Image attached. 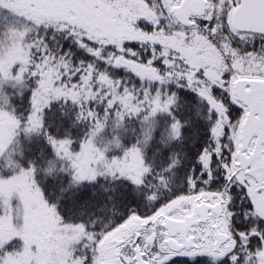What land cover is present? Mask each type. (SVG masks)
Returning a JSON list of instances; mask_svg holds the SVG:
<instances>
[{
  "label": "snow or ice",
  "instance_id": "1",
  "mask_svg": "<svg viewBox=\"0 0 264 264\" xmlns=\"http://www.w3.org/2000/svg\"><path fill=\"white\" fill-rule=\"evenodd\" d=\"M0 264H264V0H0Z\"/></svg>",
  "mask_w": 264,
  "mask_h": 264
},
{
  "label": "trees",
  "instance_id": "2",
  "mask_svg": "<svg viewBox=\"0 0 264 264\" xmlns=\"http://www.w3.org/2000/svg\"><path fill=\"white\" fill-rule=\"evenodd\" d=\"M3 162H0V164H2Z\"/></svg>",
  "mask_w": 264,
  "mask_h": 264
}]
</instances>
